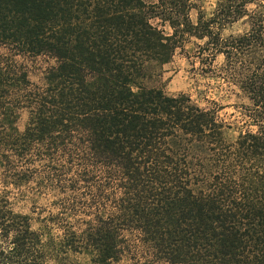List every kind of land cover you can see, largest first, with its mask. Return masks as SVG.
Here are the masks:
<instances>
[{"label":"trees","instance_id":"16d2710c","mask_svg":"<svg viewBox=\"0 0 264 264\" xmlns=\"http://www.w3.org/2000/svg\"><path fill=\"white\" fill-rule=\"evenodd\" d=\"M258 1L193 24L190 0H0V264H264ZM187 36L248 100L232 140L216 104L145 84Z\"/></svg>","mask_w":264,"mask_h":264},{"label":"rangeland","instance_id":"374dc122","mask_svg":"<svg viewBox=\"0 0 264 264\" xmlns=\"http://www.w3.org/2000/svg\"><path fill=\"white\" fill-rule=\"evenodd\" d=\"M148 3L156 0H145ZM192 8L189 10V18L193 24L198 21V15L209 18L216 6V0H190ZM258 5H263L264 0H259ZM256 5H250L254 9ZM164 30L165 33L171 32L167 24L161 25L159 21L154 20ZM247 29L245 20H239L231 25L224 26L221 30V36L236 35ZM182 45L177 48L168 63L156 68L155 73L146 78L145 84L150 87H159L168 95L185 93L202 107L218 106V116L222 118L229 128L226 129V137L229 140L234 139L240 131V106L247 104L246 96L237 86L227 82L216 75L219 67L223 64V56L217 55L210 62L209 59L201 61L199 58L198 45L204 40H199L195 36H187ZM42 62H39V64ZM33 65V64H32ZM30 69V77L33 81L37 80L38 72L35 68ZM211 69V70H210ZM212 71H215L213 73ZM26 121V114L22 113L17 125L23 129ZM26 211L29 205H19Z\"/></svg>","mask_w":264,"mask_h":264}]
</instances>
